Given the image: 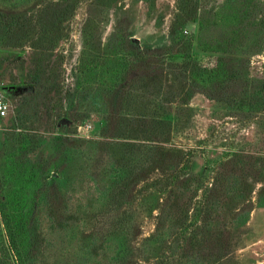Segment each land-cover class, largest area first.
Listing matches in <instances>:
<instances>
[{
	"label": "rangeland",
	"instance_id": "374dc122",
	"mask_svg": "<svg viewBox=\"0 0 264 264\" xmlns=\"http://www.w3.org/2000/svg\"><path fill=\"white\" fill-rule=\"evenodd\" d=\"M252 1L0 0V264H264Z\"/></svg>",
	"mask_w": 264,
	"mask_h": 264
},
{
	"label": "trees",
	"instance_id": "16d2710c",
	"mask_svg": "<svg viewBox=\"0 0 264 264\" xmlns=\"http://www.w3.org/2000/svg\"><path fill=\"white\" fill-rule=\"evenodd\" d=\"M235 0H227V7H230L232 3H234ZM249 5L247 6H241L239 10H241V14L239 15V25L241 24V22H244L245 19H247L248 17H253L254 15H262L264 13V2H261L259 0H253L251 3H248ZM239 14V13H238ZM260 20V21H259ZM257 24V30L259 31V33L264 31V19L260 18ZM41 65L40 64H36L35 68L32 71V78L34 79V85L37 88L41 89V81H42V71H41ZM39 90V89H38ZM33 102V99L31 100ZM32 102H27V100H24V105H21V113L23 115L28 114L30 108H31V104ZM18 210H22L21 207L19 206V201H15V210L14 212H7L3 205L0 206V221L4 226V234H5V239L7 240L9 246H12L13 248H18L16 246V243L18 242L16 240V236L19 235L21 236L22 233L25 232L24 228H23V219L22 216L20 215V212ZM16 251H18L16 249Z\"/></svg>",
	"mask_w": 264,
	"mask_h": 264
},
{
	"label": "built area",
	"instance_id": "2783aa9c",
	"mask_svg": "<svg viewBox=\"0 0 264 264\" xmlns=\"http://www.w3.org/2000/svg\"><path fill=\"white\" fill-rule=\"evenodd\" d=\"M7 111V103L4 99V96L0 90V115H4Z\"/></svg>",
	"mask_w": 264,
	"mask_h": 264
}]
</instances>
